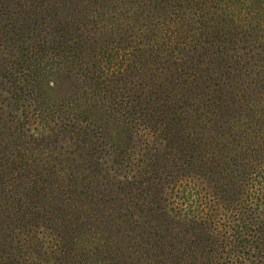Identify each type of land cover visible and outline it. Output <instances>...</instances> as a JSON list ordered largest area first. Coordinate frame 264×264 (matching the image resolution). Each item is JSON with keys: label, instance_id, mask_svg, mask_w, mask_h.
<instances>
[{"label": "trees", "instance_id": "trees-1", "mask_svg": "<svg viewBox=\"0 0 264 264\" xmlns=\"http://www.w3.org/2000/svg\"><path fill=\"white\" fill-rule=\"evenodd\" d=\"M0 264H264V0H0Z\"/></svg>", "mask_w": 264, "mask_h": 264}]
</instances>
